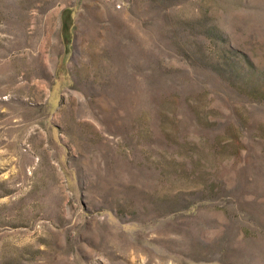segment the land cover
Listing matches in <instances>:
<instances>
[{"label":"rangeland","instance_id":"374dc122","mask_svg":"<svg viewBox=\"0 0 264 264\" xmlns=\"http://www.w3.org/2000/svg\"><path fill=\"white\" fill-rule=\"evenodd\" d=\"M0 67V264H264V0H0Z\"/></svg>","mask_w":264,"mask_h":264},{"label":"bare ground","instance_id":"6f19581e","mask_svg":"<svg viewBox=\"0 0 264 264\" xmlns=\"http://www.w3.org/2000/svg\"><path fill=\"white\" fill-rule=\"evenodd\" d=\"M16 35H17L16 26L13 25V32H12L11 39L14 44L17 42ZM102 40L104 41V39ZM75 46H76V52H75V57H74L75 64H76L75 70H76V76L78 78V82L75 85V87L79 91L80 98L83 100L84 102L83 104L85 105L86 109L88 111H91L94 114V111L90 107L91 101L93 100V102L94 101L98 102L99 98L101 99L105 93L101 85L103 82L101 81L100 78H97V75L99 73L97 69L98 67L97 64L99 60L98 56H100L99 55L100 53L98 49L96 48L97 46L96 38L90 35V33H85L84 35L78 34L76 41H75ZM48 59H49V56H48ZM49 62L51 61L49 60ZM48 66H51V65H48ZM93 118L95 119V117Z\"/></svg>","mask_w":264,"mask_h":264}]
</instances>
